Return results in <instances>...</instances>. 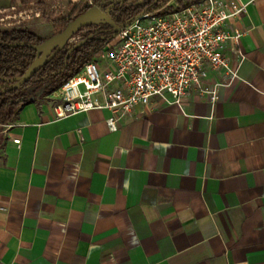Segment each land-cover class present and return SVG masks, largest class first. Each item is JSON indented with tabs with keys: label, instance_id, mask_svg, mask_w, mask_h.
Listing matches in <instances>:
<instances>
[{
	"label": "crops",
	"instance_id": "0c3cea01",
	"mask_svg": "<svg viewBox=\"0 0 264 264\" xmlns=\"http://www.w3.org/2000/svg\"><path fill=\"white\" fill-rule=\"evenodd\" d=\"M241 1L217 101L153 97L111 130L110 109L57 117L37 91L0 126V264H264V0Z\"/></svg>",
	"mask_w": 264,
	"mask_h": 264
},
{
	"label": "built area",
	"instance_id": "2783aa9c",
	"mask_svg": "<svg viewBox=\"0 0 264 264\" xmlns=\"http://www.w3.org/2000/svg\"><path fill=\"white\" fill-rule=\"evenodd\" d=\"M174 2L141 11L121 28L116 42H109L100 55L63 83L56 90L57 117L107 108L112 111L107 124L117 130L119 121L153 97L181 102L197 86L211 102L217 101L223 83L209 84L208 73L223 70L230 79L238 76V67L231 64L226 47L229 42L240 47L245 32L237 23L248 4L241 0H197L167 9ZM94 29L83 28L70 45ZM102 57L108 65L101 63ZM238 58L243 60L241 52Z\"/></svg>",
	"mask_w": 264,
	"mask_h": 264
},
{
	"label": "trees",
	"instance_id": "16d2710c",
	"mask_svg": "<svg viewBox=\"0 0 264 264\" xmlns=\"http://www.w3.org/2000/svg\"><path fill=\"white\" fill-rule=\"evenodd\" d=\"M34 1L40 6L47 0H22ZM169 0H147L144 4L129 5L128 1L112 8L111 18L113 23L101 24L96 29L86 33L83 38L91 36L86 43L72 52L69 47L59 51L51 61L37 71L30 80L18 88L0 87V126L13 121L22 106L32 102L38 89L44 87L42 95L49 94L62 86L73 74L77 73L84 64L95 56L100 55L109 44L114 33L125 26L131 19L144 9H159L160 5ZM197 0H175L167 9L181 8ZM86 2V3H84ZM84 5H81L83 4ZM110 0H84L76 5L68 18L60 21L56 32L63 30L67 23L77 15L84 12L93 4H100L107 8ZM44 14L49 17L46 11ZM47 37L27 27L13 29H0V77L13 78L25 73L32 61L37 56V50L30 44H41ZM18 43V45H13ZM1 83H8L1 81ZM12 84V82H10Z\"/></svg>",
	"mask_w": 264,
	"mask_h": 264
},
{
	"label": "water",
	"instance_id": "95a60500",
	"mask_svg": "<svg viewBox=\"0 0 264 264\" xmlns=\"http://www.w3.org/2000/svg\"><path fill=\"white\" fill-rule=\"evenodd\" d=\"M125 1L128 0H110L106 9L100 4H93L74 19L70 20L63 30L55 32L47 37L41 44H30L29 46L37 50L36 58L32 61L24 74L9 79L0 77V87L6 86L5 89H7V87H20L30 80L45 64L51 61L62 49L69 47V51L72 52L76 48L82 46L91 36L80 39L72 45H70V40L85 27L113 23V19L111 18L112 8ZM120 30L121 28L113 34L112 38L117 36ZM13 45H18V43H14ZM1 81H7L8 83H1ZM10 82H12V84H10Z\"/></svg>",
	"mask_w": 264,
	"mask_h": 264
},
{
	"label": "rangeland",
	"instance_id": "374dc122",
	"mask_svg": "<svg viewBox=\"0 0 264 264\" xmlns=\"http://www.w3.org/2000/svg\"><path fill=\"white\" fill-rule=\"evenodd\" d=\"M147 0H128L129 5H138L144 4ZM56 2V1H54ZM54 2L50 3L44 11L47 12L49 17L45 16V18H39L35 16V13L31 14L30 10H34L33 7L24 6V5H17L15 8L9 10L6 16H0V29H13V28H21L27 27L32 30H36L44 36H51L54 34L58 28L59 23L61 20L68 18L71 13L73 12L74 7L69 4H58L55 9H60V13L58 12H51L52 6L55 4ZM86 3V2H84ZM81 4V5H84ZM47 2L45 3V5ZM44 5V6H45ZM54 9V10H55ZM57 11V10H56ZM30 15V16H27ZM45 20H49L50 22L44 23ZM61 24V23H60ZM84 34V33H83ZM118 39V36L113 37L110 42L114 43ZM44 87L38 89V92H43Z\"/></svg>",
	"mask_w": 264,
	"mask_h": 264
},
{
	"label": "flooded vegetation",
	"instance_id": "af4514ba",
	"mask_svg": "<svg viewBox=\"0 0 264 264\" xmlns=\"http://www.w3.org/2000/svg\"><path fill=\"white\" fill-rule=\"evenodd\" d=\"M90 31H92V30H90Z\"/></svg>",
	"mask_w": 264,
	"mask_h": 264
}]
</instances>
